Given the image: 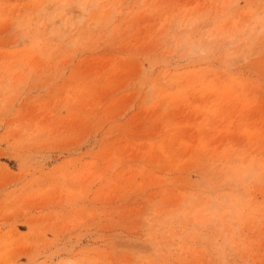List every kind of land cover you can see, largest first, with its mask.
I'll return each instance as SVG.
<instances>
[{
	"label": "rangeland",
	"instance_id": "374dc122",
	"mask_svg": "<svg viewBox=\"0 0 264 264\" xmlns=\"http://www.w3.org/2000/svg\"><path fill=\"white\" fill-rule=\"evenodd\" d=\"M0 264H264V0H0Z\"/></svg>",
	"mask_w": 264,
	"mask_h": 264
},
{
	"label": "bare ground",
	"instance_id": "6f19581e",
	"mask_svg": "<svg viewBox=\"0 0 264 264\" xmlns=\"http://www.w3.org/2000/svg\"><path fill=\"white\" fill-rule=\"evenodd\" d=\"M44 7V6H43ZM41 11V10H40ZM89 11V8L88 7H84L83 5L80 6V14H79V22H82V20L85 18V13ZM42 14V13H41ZM45 16V15H44ZM49 16V19H52L54 18V14L53 13H49L48 14ZM94 19V18H93ZM50 21V20H49ZM93 22V21H92ZM92 22H89V23H92ZM98 22V21H96ZM96 23H92L91 25H95ZM97 26V24L95 25ZM209 220V219H208ZM205 223H209V222H206L204 221Z\"/></svg>",
	"mask_w": 264,
	"mask_h": 264
}]
</instances>
